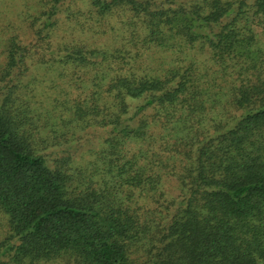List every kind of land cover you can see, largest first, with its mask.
Returning <instances> with one entry per match:
<instances>
[{
	"label": "trees",
	"instance_id": "1",
	"mask_svg": "<svg viewBox=\"0 0 264 264\" xmlns=\"http://www.w3.org/2000/svg\"><path fill=\"white\" fill-rule=\"evenodd\" d=\"M44 1L0 40V264H264V0H88L57 46Z\"/></svg>",
	"mask_w": 264,
	"mask_h": 264
},
{
	"label": "rangeland",
	"instance_id": "2",
	"mask_svg": "<svg viewBox=\"0 0 264 264\" xmlns=\"http://www.w3.org/2000/svg\"><path fill=\"white\" fill-rule=\"evenodd\" d=\"M39 1L40 0H0V40L6 38V35L14 34L18 36L21 43L32 44L35 41L36 36L33 27L30 26V20L28 18L33 16V14L38 13L41 9L43 3L40 4ZM49 4H51V2H49L48 5ZM88 5V0H60L57 4L58 12L56 15L58 24L54 31L55 34L50 39L53 40L51 44L57 46V42H60L61 40L70 41L77 38L81 41H88V44L90 45H94L93 41L96 40L97 36L91 37L93 35L91 28H89L87 32L85 29L86 25L92 22V20L88 19L85 13ZM72 13L75 14V16H72ZM10 24L13 25V28L11 29ZM75 24H77V26H75ZM90 25L93 26L92 24ZM109 25L104 27L111 32V30H109ZM96 28L97 27L95 26V30ZM4 33H6V35H4ZM103 36L104 37L99 38L97 44L108 43V40L104 41L105 38H107V35ZM3 45L2 42H0V51L4 48ZM44 47H46V45H44ZM28 64L30 65V63ZM35 66L33 67L34 69H30L29 72H27V75L23 78L24 84L25 82L28 83L30 79L33 78L36 79L33 89L37 87V89H39L38 91L43 90L45 92L49 88L50 91L54 90L56 92L60 87L67 88L66 77L65 79L59 78L58 73L46 65H42L38 68ZM37 78L39 80H37ZM54 85H56V88H52ZM87 145L89 146L91 143H88ZM93 145L95 144L93 143ZM1 228L2 227L0 226V229Z\"/></svg>",
	"mask_w": 264,
	"mask_h": 264
}]
</instances>
